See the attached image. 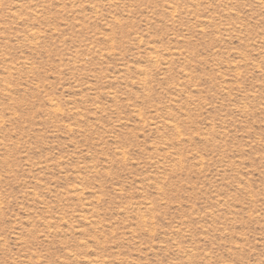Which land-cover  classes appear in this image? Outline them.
<instances>
[{
    "label": "rangeland",
    "instance_id": "rangeland-1",
    "mask_svg": "<svg viewBox=\"0 0 264 264\" xmlns=\"http://www.w3.org/2000/svg\"><path fill=\"white\" fill-rule=\"evenodd\" d=\"M0 264H264V0H0Z\"/></svg>",
    "mask_w": 264,
    "mask_h": 264
}]
</instances>
